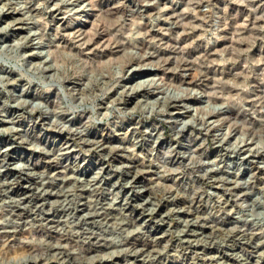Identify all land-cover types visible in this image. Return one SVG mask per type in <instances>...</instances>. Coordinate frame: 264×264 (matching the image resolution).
I'll list each match as a JSON object with an SVG mask.
<instances>
[{"label":"clouds","instance_id":"obj_1","mask_svg":"<svg viewBox=\"0 0 264 264\" xmlns=\"http://www.w3.org/2000/svg\"><path fill=\"white\" fill-rule=\"evenodd\" d=\"M0 264H264V0H0Z\"/></svg>","mask_w":264,"mask_h":264},{"label":"rangeland","instance_id":"obj_2","mask_svg":"<svg viewBox=\"0 0 264 264\" xmlns=\"http://www.w3.org/2000/svg\"><path fill=\"white\" fill-rule=\"evenodd\" d=\"M156 227H157V230H159L161 227L166 228V225L165 226H156Z\"/></svg>","mask_w":264,"mask_h":264}]
</instances>
